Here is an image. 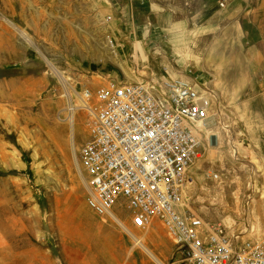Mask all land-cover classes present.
<instances>
[{
    "label": "rangeland",
    "instance_id": "374dc122",
    "mask_svg": "<svg viewBox=\"0 0 264 264\" xmlns=\"http://www.w3.org/2000/svg\"><path fill=\"white\" fill-rule=\"evenodd\" d=\"M156 2L163 12L180 6L174 20L182 25L158 29V15L141 13V0H0V264H157L111 220L115 204L96 198L105 186L121 189V199L122 184L130 197L144 193L116 170L97 172L99 181L85 172L79 148L90 141L99 109L86 111L81 98L105 93L109 78L161 79L165 68L199 82L216 103L201 156L177 186L182 217H200L212 245L235 250L264 239V0H231L224 8L217 0ZM125 4L135 16L124 45L107 50L108 32L125 25L111 15ZM145 22L172 51L152 42L151 73L136 57ZM111 111L101 126L121 129ZM154 211L155 225L134 233L165 264H190L169 232L170 213Z\"/></svg>",
    "mask_w": 264,
    "mask_h": 264
},
{
    "label": "built area",
    "instance_id": "2783aa9c",
    "mask_svg": "<svg viewBox=\"0 0 264 264\" xmlns=\"http://www.w3.org/2000/svg\"><path fill=\"white\" fill-rule=\"evenodd\" d=\"M158 81L165 82L158 83ZM135 82L137 84L132 89H129L132 94L136 95L135 97L130 95L126 88L116 84V80H113L110 85L107 84L104 87L106 92L101 93L104 94V97H107L109 92L113 91L116 97L122 95L121 98L123 100L124 97L130 96L132 98L131 103L140 106V109L136 110V118H140L141 125L144 122L150 128L162 121L158 115V106L162 105L164 108H168V112L173 116L171 120L167 121L168 125L164 124L168 128V133H165V131L158 132L145 138L143 132L139 131L137 132L138 137H136L131 134V129L126 124L130 121V116L123 120L121 119V122L118 119L121 116V112L114 113L115 109L111 107L102 109L103 112H100L95 128L91 132L90 141L79 153L82 158L80 160L97 181H99L96 175L97 172L107 173L116 170L118 175L122 174L124 178L130 181V186L143 192L144 198L142 199L137 195L130 197L128 195L130 188H125V184H122L125 194L121 199L119 195L121 189L115 193L110 188L106 190L105 186L102 188V193L98 191L96 198L99 199L98 195L100 194V200L101 196H105L109 204H115V206L108 208L109 213L116 212L120 216L122 213L125 215L126 210L132 212L135 226L142 229L150 227L152 224L151 221L153 222V220L149 221V219L155 214L154 207L163 206L170 213V220L168 221L169 232L186 249V256L190 264H264V241H257V246L246 245L235 250L225 246L223 243L221 245H212L208 242L210 229L206 231L205 223L200 217L193 213H187L185 218L182 217V213H186L183 209L186 208V204L177 186L186 181L189 164H192L194 159L199 157L200 150L198 147H200L201 140L197 138L195 131L201 134L203 131L201 132L198 127L196 128V125H202L205 128L207 120L210 119L209 110L212 104L208 98V92L200 91L192 86L187 88L193 91L192 94L177 96L173 91L167 92L165 87L170 88V86L166 80L150 79L149 81ZM117 90L119 91L117 92ZM199 93L201 97L198 96ZM142 96L145 99L141 103L138 97L142 98ZM85 97L90 98L91 94L86 91ZM200 101L209 102V106L197 109L195 105ZM115 107L118 108V105L116 104ZM108 110L112 112V115L118 117H116L118 122L124 125L121 129L113 126H101L103 119L106 118L105 113L108 112L110 114ZM178 123L181 124V127L178 126ZM109 127L122 132L125 131L124 136H117L123 148L127 146L124 143L127 141L150 142L155 148L154 152L156 154L159 153L157 158L162 161L154 160V163L150 165L140 163L136 168H133L132 165L137 162L133 157V161L128 158L125 160L121 158L120 164L114 165L110 160L112 157H117V160L123 156L121 153L123 148L117 145V137L110 135ZM175 128H178V130ZM152 153L153 151L151 150L149 154ZM173 157L181 159V162L177 166L169 168L166 166L165 160H170ZM139 167L147 172L143 178H141ZM160 167L163 168L157 171ZM124 171H127V175ZM174 186L176 187L174 188ZM156 210L167 221L163 210L160 208Z\"/></svg>",
    "mask_w": 264,
    "mask_h": 264
},
{
    "label": "bare ground",
    "instance_id": "6f19581e",
    "mask_svg": "<svg viewBox=\"0 0 264 264\" xmlns=\"http://www.w3.org/2000/svg\"><path fill=\"white\" fill-rule=\"evenodd\" d=\"M231 0H217V3L219 5V7H226V5L230 2ZM212 8V7H211ZM111 11L113 8H109ZM169 9V8H168ZM175 9H176V6H175ZM171 10V9H170ZM173 12L177 13L175 10L172 9ZM114 16H117V18L115 19L116 22L118 23L119 22H124L125 25L123 26H120L118 29L119 33H117L113 30H110L108 32V38H107V45L103 46L105 49L107 50H110V51H114L116 50V48H118V51H119V48H121V46L124 45V36L127 35V30L129 27H130V22L128 21H124V20H121L120 18V14H112L111 17L113 18ZM110 17V16H109ZM110 17V18H111ZM178 17H181L179 14H178ZM111 18V20H112ZM181 22L179 24H176L178 27H180L183 23L182 19L181 20H176L175 22ZM175 24V23H174ZM143 27L142 29V33H143V37L140 39V44L141 43H144L145 45V48L146 49H149L148 47H152V42H155L157 43L158 45L164 47L163 50L167 53V54H170L172 51H171V47L166 44V45H163V41L162 40H157V37L156 36H152L150 35V31L151 32H154V30L152 28L149 27V24L148 23H144L141 25ZM148 34L151 36V37H147ZM139 43L136 45L138 48H139ZM122 49V48H121ZM159 49V53H161V55H165L164 52L160 51V48ZM107 53V52H106ZM166 56V55H165ZM167 58L165 59V66L168 67V64L170 66H172L173 64L171 63V61H169L170 58H168V56H166ZM168 63V64H167ZM51 67L54 69V71L59 74L61 77H63L66 81V78L64 76H62L59 71L56 69V67L51 64ZM166 68L163 70V75H162V80H166V82H168L169 87H165L167 89V92L169 91H173L174 94H176L177 96H183L184 94H192L193 91L191 89H187V88H190V87H195V89H198L200 91H204V92H207L203 87H201L200 83L199 82H195L193 80H189V79H186V78H181V77H175V76H171L168 72H166ZM126 77L125 78H122L121 80L119 79H113V78H109L107 81H105L108 85H110L112 83L113 80H116V84H118L119 86L123 87V88H126L127 89V92L132 95V96H136L134 94H132L129 89H132L133 86H135L137 83L135 81H143V80H150L149 78H145V79H136L134 78V76L131 75V73L128 74V72L126 73ZM153 78H155V76L153 75L152 76ZM132 79V80H130ZM160 79L159 77H156L154 80H158ZM177 80V82H175V80ZM135 80V81H134ZM164 83L165 81H158V83ZM147 85V83H146ZM198 96L201 97V94L199 93ZM122 95L120 96H115L113 91H110L108 96L107 97H104V94L100 93V94H96L94 95V100H91L90 102H88V100L86 98H81L82 99V102L85 104L84 106V109L88 112H92L93 115H95V111H94V107L97 106L98 107V113L95 117H92L93 121H91V124H90V128L91 130H93L95 128V124L96 122L98 121V116L100 114V112H103L102 109L104 108H113L115 109L114 113L115 112H121V116L118 118L119 121L122 119H125L126 117L130 116V121L127 122L126 124L130 127L131 129V134L135 135L136 137H138L137 135V132L141 131L143 132L144 134V137L145 138H148L150 137L151 134H156L158 132H164L165 133H168V128L167 126H165L164 124L166 123V125H168L167 121L171 120L173 118V116H171L170 112H168V108H164L162 105L161 106H158V109H159V118L162 120L159 122V124H154L153 128H150L146 125V123H140V118H136V110L137 109H140V106L139 105H134L132 102V98L130 96H126L124 97V100L121 98ZM140 99V102L142 103L143 100L145 99L144 96L141 97H138ZM208 98L212 104V107L214 106L213 104H216L215 103V99L212 100L211 96L208 94ZM178 100H181V99H178ZM118 105V108L115 107V105ZM209 106V102H206V101H200L198 102L195 107L197 109H202V108H205ZM212 107L210 108L209 110V115H210V118L212 116ZM165 110V111H164ZM136 118V119H135ZM151 119H152V116H151ZM200 123H202V121H200ZM178 126L181 127V124L178 123ZM199 128V130L202 132L204 130V127L202 125H196V128ZM182 128H184V126H182ZM176 130H178V128H175ZM163 130V131H162ZM196 130V129H195ZM109 132H110V135L111 136H115L117 137L118 135L120 136H124L125 135V131L122 132L120 130H116L112 127H109ZM196 132V135H197V138L199 140L202 141V138L204 137L202 134H200L199 132L195 131ZM123 141V140H121ZM124 142V141H123ZM151 142H153V140H151ZM125 144H127V146L125 148H123L120 144V140L119 138L117 137V145L120 147V148H123V150L121 151V153L123 154V156L119 157L117 160L116 158L117 157H112V159L110 160L111 163H113L114 165H117V164H120V160L121 158L123 160H125L126 158H128L130 161H133V157L135 158V160L137 161L136 163H134L132 165L133 168H136L138 164L140 163H145V165H150V164H153L154 160H159L157 158V156L159 155L156 154L154 151V147L152 146V144L147 143L145 141L143 142H132V141H127V142H124ZM211 148H210V154H211V158L215 157V152L217 150L216 146H213L210 142L208 143ZM87 146V143L84 144L82 147L79 148V153L82 151V149ZM73 148L76 150V144L73 142ZM216 149V150H215ZM153 151L152 154H149L150 151ZM232 150H234V147H232ZM131 153V154H130ZM131 156V157H130ZM201 156V155H200ZM199 156V158H200ZM145 158V159H144ZM213 158V159H214ZM79 163H80V160L78 159ZM162 160H159V162H161ZM181 162V159H178V158H171L170 160H165V163H166V166H168L169 168H172V167H175L177 166L179 163ZM91 168V167H90ZM161 168L163 167H160L158 168L157 171H160ZM139 171L141 173V178H143L147 172L145 170H143L142 168L139 167ZM85 172L88 173V169L85 168ZM120 172V171H119ZM124 173L127 175V171H124ZM155 175V174H154ZM99 198H100V194L98 195ZM133 213L132 212H129L128 210H126L125 212V216H124V213H122L119 217H118V214H116V212L112 213V215L110 216L111 220L116 222L118 225H120L131 237L132 239L134 240L135 244H138L140 245V247L146 251L149 256L157 263V264H165L156 254L153 253V251L145 244L144 241H146L147 239L143 238V237H139L137 234L134 233V231L132 229H141L142 228H139L137 226H135L134 224V220H133ZM158 220V219H156ZM154 221V225H155V220ZM153 223V222H152ZM157 224V223H156ZM255 239V242L257 240V238H254ZM260 240L264 241V239H261L259 238Z\"/></svg>",
    "mask_w": 264,
    "mask_h": 264
},
{
    "label": "crops",
    "instance_id": "0c3cea01",
    "mask_svg": "<svg viewBox=\"0 0 264 264\" xmlns=\"http://www.w3.org/2000/svg\"><path fill=\"white\" fill-rule=\"evenodd\" d=\"M142 2H144L145 4V10L141 11V13L145 14V15H148V19H154L155 18V15H158L157 18H155V26H157L158 29H166V26L169 25V24H179L181 22H175L177 17H178V14L173 12L172 10L168 9L166 12H163V11H160L159 10V7L160 5L156 2V0H141ZM176 6V4H175ZM178 9H181L180 6ZM178 9H174L175 11H177ZM134 10L133 7H131V5H127L125 4L124 7H122L121 11L117 12L118 14H120V18L121 20H124V21H130L133 20L134 18L132 16H135L134 14ZM180 15V14H179ZM121 23H124V22H121ZM125 24V23H124ZM123 26V25H121ZM179 26V25H178ZM149 49H146L145 48V45L144 43H141L139 45V49L137 50V61H138V64L140 65V70H145V71H148V72H153L155 68V65H154V62L156 61H153L152 60V53L150 52L151 50V47L149 46L148 47ZM163 48V47H162ZM158 71H161V65H159L158 69H157V72Z\"/></svg>",
    "mask_w": 264,
    "mask_h": 264
},
{
    "label": "water",
    "instance_id": "95a60500",
    "mask_svg": "<svg viewBox=\"0 0 264 264\" xmlns=\"http://www.w3.org/2000/svg\"><path fill=\"white\" fill-rule=\"evenodd\" d=\"M214 141V140H213Z\"/></svg>",
    "mask_w": 264,
    "mask_h": 264
}]
</instances>
